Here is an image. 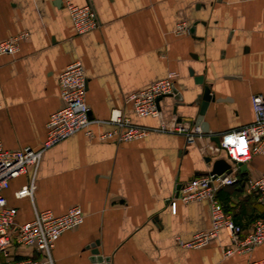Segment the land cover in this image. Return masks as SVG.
Returning a JSON list of instances; mask_svg holds the SVG:
<instances>
[{"label": "crops", "instance_id": "obj_1", "mask_svg": "<svg viewBox=\"0 0 264 264\" xmlns=\"http://www.w3.org/2000/svg\"><path fill=\"white\" fill-rule=\"evenodd\" d=\"M65 1L0 0V40L25 34L14 52L0 54L2 146H42L48 116L61 104L58 74L74 60L83 65L92 119L44 149L34 174L27 168L9 180L3 194L16 208L15 222L31 219L33 206L53 214L74 204L81 208L82 222L56 238L52 264H98L92 261L97 255L109 264L264 262V241L245 249L224 228L203 246L182 243L210 227V204L205 198L185 202L176 187L208 172L216 157L230 162L223 149L210 151L212 139L187 143L178 133L151 130L119 140L107 121L112 109H120L149 127L168 120L196 123L202 84L194 78L202 76L215 97L201 116L208 132L220 135L250 122V96L264 94V0H90L99 25L82 33L73 29ZM180 20L189 33L174 32ZM169 72L182 101L173 108L174 98L162 97L159 116L137 115L125 96ZM244 163L243 170L235 163L236 179L215 194L241 226L240 238L264 217L245 183L264 169V154ZM31 177L32 199L16 196ZM10 256L50 264L32 246L13 244Z\"/></svg>", "mask_w": 264, "mask_h": 264}, {"label": "built area", "instance_id": "obj_2", "mask_svg": "<svg viewBox=\"0 0 264 264\" xmlns=\"http://www.w3.org/2000/svg\"><path fill=\"white\" fill-rule=\"evenodd\" d=\"M65 5L75 32L82 33L99 25L96 10L90 0H86L83 4L66 0ZM174 32L189 33V25L184 20H180L175 24ZM22 36L25 34L18 35L19 38ZM18 37L0 40V54L14 52L17 49ZM173 76L174 73L169 72L147 87L130 92L125 96V100L131 103L134 112L139 116H159L160 108L157 106L156 98L172 92ZM58 84L61 104L48 116L45 124L46 135L40 148L23 146L8 149L2 146L0 140V264H39L42 261L33 257H11L10 248L13 244L32 246L40 250L43 252V260L52 264L51 251L56 238L64 230L77 226L83 220L81 208L74 204L61 214H53L50 210H39L33 206L32 218L16 223L14 220L16 208L6 204L3 194L11 178L25 172L27 168L32 169V174L35 173L44 149L85 128L92 121L85 101V75L80 60L68 63L59 72ZM250 102L253 119L234 130L216 134L219 137V144L212 141L210 145L211 152L224 150L230 160L231 171L223 176L209 171L194 175L181 183L178 189V198L185 202L205 198L210 204V227L196 231L189 240L182 242L184 246H203L217 235L220 228H224L231 239L245 249L264 241V217L255 219L251 230L240 238L241 226L224 210L215 195L218 187L231 184L236 179L239 172L235 163L246 162L256 154H264V94H252ZM107 121L115 124L116 128L113 132L119 140L141 137L151 130L178 133L187 143L195 142L199 138H210V135L215 134L204 132L198 125L184 121H162L156 127L135 124L120 109H112ZM245 183L248 190L257 195L264 207V169L256 175L247 177ZM15 194L32 199L33 177L27 184L17 189ZM169 202L173 210L175 197H171ZM97 262L109 264L105 257ZM250 264H264V262L252 261Z\"/></svg>", "mask_w": 264, "mask_h": 264}, {"label": "water", "instance_id": "obj_3", "mask_svg": "<svg viewBox=\"0 0 264 264\" xmlns=\"http://www.w3.org/2000/svg\"><path fill=\"white\" fill-rule=\"evenodd\" d=\"M195 83H201L202 84V88H201V92L198 93V115L196 118V125H198L200 127V129L204 132H208L209 128H208V124L204 121H202L201 116L204 114L208 104L210 101H214L215 97L214 94L211 92V88L209 86V84H203V78L202 76H198L194 78ZM162 97H173L175 102L173 104V108L175 107V105L179 102L182 101V95L180 93L177 92L176 88L174 87V85L172 86V92L171 93H166L163 95H160L156 98V103L157 106L160 108L159 105V100ZM200 123V125L198 124ZM210 139H212L215 143L219 144V137L216 134H212L210 135ZM205 160L209 161L211 160L210 156H205ZM210 169L209 172L210 173H214V174H220L221 176H223L226 173H229L231 171V165L230 162L227 161L224 157H216L214 159H212L211 163H210ZM239 164V169L243 170L246 167V164L244 162H238ZM181 185V184H180ZM180 185H178L176 187V190L179 189ZM97 241L91 243L92 245L94 243H96ZM97 252L96 250L93 252V254L95 255ZM102 258V256H93L92 261L95 262V260L99 261ZM106 259H108V257H105Z\"/></svg>", "mask_w": 264, "mask_h": 264}, {"label": "bare ground", "instance_id": "obj_4", "mask_svg": "<svg viewBox=\"0 0 264 264\" xmlns=\"http://www.w3.org/2000/svg\"><path fill=\"white\" fill-rule=\"evenodd\" d=\"M115 112H116V110H115Z\"/></svg>", "mask_w": 264, "mask_h": 264}]
</instances>
